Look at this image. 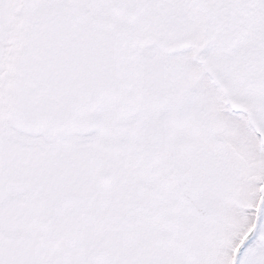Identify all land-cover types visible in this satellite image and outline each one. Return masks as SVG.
Instances as JSON below:
<instances>
[{
	"label": "snow or ice",
	"instance_id": "1",
	"mask_svg": "<svg viewBox=\"0 0 264 264\" xmlns=\"http://www.w3.org/2000/svg\"><path fill=\"white\" fill-rule=\"evenodd\" d=\"M0 264H264V0H0Z\"/></svg>",
	"mask_w": 264,
	"mask_h": 264
}]
</instances>
